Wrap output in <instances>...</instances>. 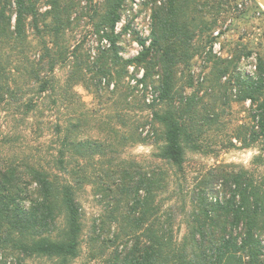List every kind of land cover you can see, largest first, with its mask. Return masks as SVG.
<instances>
[{
    "label": "trees",
    "instance_id": "16d2710c",
    "mask_svg": "<svg viewBox=\"0 0 264 264\" xmlns=\"http://www.w3.org/2000/svg\"><path fill=\"white\" fill-rule=\"evenodd\" d=\"M130 1L0 0V106L12 125L0 144V248L58 257L63 264L80 254L83 226L77 191L87 178L80 161L72 166V160L97 153L100 146L80 137L86 117L80 111L78 85L99 95L114 84L115 94L130 76V66L142 67L136 86L157 94L145 105L153 110L150 121L161 126L158 156L180 172L187 150L200 149L199 139L215 124L202 97L176 86L179 63L196 55L190 44L193 1L156 4L152 41L139 38L142 50L125 58L117 27ZM85 9L103 43L95 54L75 37ZM61 67L69 68L64 80L58 76ZM227 74L225 69L221 77ZM236 84L237 100L252 101L256 121L243 124L237 138L246 148L264 143V56L255 76L237 72ZM128 97L120 92L116 105L124 110ZM30 117L38 139L52 135L44 147L24 143L22 128ZM117 117L123 119V114ZM135 141L147 140L139 136ZM5 149L9 153L3 156ZM254 162L264 163L263 155ZM120 173L117 187L132 195L122 226L128 239L105 264H264V175L224 166L206 172L192 201L189 232L179 242L174 221L186 201L161 215L157 196L168 185L166 172Z\"/></svg>",
    "mask_w": 264,
    "mask_h": 264
},
{
    "label": "rangeland",
    "instance_id": "374dc122",
    "mask_svg": "<svg viewBox=\"0 0 264 264\" xmlns=\"http://www.w3.org/2000/svg\"><path fill=\"white\" fill-rule=\"evenodd\" d=\"M164 1L131 0L127 4L117 27L122 32L121 53L125 58L136 56L142 50L139 38H148V44L152 41L156 25L153 10L156 4ZM191 1L190 13L195 18V21L191 20L192 29L195 32L190 44L191 52H196V55L188 62L183 59L179 63L176 86L186 94L202 97L203 105L215 118V124L199 139L200 149L187 150L184 169L180 172L158 156L161 126L150 121L153 110L145 105V102H154L157 94L152 89L142 90L143 85L136 86L137 79L144 74L142 67L130 66V76L115 94L112 92L114 84L110 88L106 86L99 95L85 85H78L80 111L86 117L80 137L100 146V149L81 160H72V166L80 161L87 179L77 191L83 226L80 254L67 264H105L116 247L124 246L123 241L128 236L122 226L127 220L132 196L122 193L117 187V182L121 181L120 172L124 170L139 175L160 168L166 172L165 183L168 185L157 196V202L162 205L161 215H166L172 204L186 201L184 211L176 210L174 221L175 237L179 242L189 232L192 201L206 172L224 166L229 170L248 168L257 176L264 175V163L254 162L257 155L264 158V143L259 141L246 148L237 138L243 124L253 125L256 121L252 116L255 108L252 101L237 100L239 91L236 84L237 72L255 76L259 57L264 56V6L257 0ZM86 14L85 9L75 37L84 40L85 50L95 54L103 43L94 33ZM73 38L71 42H74ZM225 69H228V74L221 77ZM68 70V67L58 69L61 80L67 76ZM190 82L193 86L189 85ZM120 92L129 93L130 104H126L124 110L116 105ZM73 109L71 107L70 110ZM118 113L123 114V119L117 117ZM28 120L27 128L21 127L27 135L24 143L44 147L49 143L51 133L38 139L33 131V117ZM11 127L1 105L0 144L7 139L5 137ZM139 136L147 141H135ZM7 153L9 151L5 149L2 154ZM105 170L113 175H108ZM141 193L145 194L143 190ZM0 264L63 263L58 257L28 256L20 251L11 253L0 248Z\"/></svg>",
    "mask_w": 264,
    "mask_h": 264
},
{
    "label": "water",
    "instance_id": "95a60500",
    "mask_svg": "<svg viewBox=\"0 0 264 264\" xmlns=\"http://www.w3.org/2000/svg\"><path fill=\"white\" fill-rule=\"evenodd\" d=\"M257 1L264 6V0H257Z\"/></svg>",
    "mask_w": 264,
    "mask_h": 264
}]
</instances>
